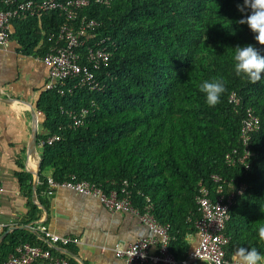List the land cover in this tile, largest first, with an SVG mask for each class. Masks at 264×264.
Returning a JSON list of instances; mask_svg holds the SVG:
<instances>
[{"label": "trees", "instance_id": "16d2710c", "mask_svg": "<svg viewBox=\"0 0 264 264\" xmlns=\"http://www.w3.org/2000/svg\"><path fill=\"white\" fill-rule=\"evenodd\" d=\"M237 5L243 0H112L107 5L90 0L76 11L77 19L97 21L80 51L84 53L94 38L105 39L111 53L107 66L93 70L102 88L90 90L78 86V78H68L41 94L37 109L46 132L35 140V197L33 175L19 165L16 177L25 190L26 212L18 222L4 226L0 235L14 224L30 229L6 234L0 242V264L25 243L76 264L73 243L51 242L35 229L47 220L42 218L49 207L44 196L48 173L60 181L74 174L104 192L125 187L138 207L149 199L157 221L168 227L169 252L187 261L191 249L186 238L197 235L195 222L201 217L196 202L199 183L212 193L220 183L213 182L214 174L233 181L232 188L244 183L246 189L233 198L224 224L229 239L225 258L231 260L239 247H256L264 255V241L255 231L264 223V73L253 84L236 76L232 60L238 45L251 44L261 56L264 45L247 24L238 23L250 10L242 13ZM5 8L0 0V9ZM64 22L65 14L51 9L40 18L24 13L10 25L24 52L41 41L42 54L48 37L56 36ZM213 77L223 78L226 91L210 107L198 85ZM231 93L237 103L229 101ZM248 107L259 119V128L250 134L249 166H228L225 155L241 145ZM81 109L87 112L75 127L69 112ZM53 134L60 140L49 145L46 139ZM223 188L231 189L227 183ZM189 263L210 264L199 259Z\"/></svg>", "mask_w": 264, "mask_h": 264}, {"label": "built area", "instance_id": "2783aa9c", "mask_svg": "<svg viewBox=\"0 0 264 264\" xmlns=\"http://www.w3.org/2000/svg\"><path fill=\"white\" fill-rule=\"evenodd\" d=\"M96 3L109 4L112 0H94ZM7 6L0 9V46H6L10 41V22L24 13L37 14L40 18L43 12L51 9H60L65 14V22L60 26L58 34L48 37L50 43L44 53L39 57L48 69V82L46 89L50 90L57 84H63L68 78H78V86H86L90 90L102 88L95 78L93 70L99 69L100 65L107 66L111 53L104 45L105 39H94L86 51L80 49L85 45L84 37L90 35L97 25L95 19L82 16L76 17V11L87 6L90 0H1ZM89 33V34H88ZM54 38L53 42L52 39ZM84 60V61H83ZM229 101L237 103L234 93L229 96ZM86 109L79 112H69L75 127L83 123ZM259 128V119L253 108L245 109V117L240 129V142L238 148H233L225 155L228 166L237 162L246 168L249 166L251 155L250 134ZM60 140V135L53 134L47 137L46 143L51 145ZM43 143V141H42ZM213 182L219 183L212 193L210 188L199 183V193L196 197L201 217L196 220L197 244L188 252L187 260L176 258L168 250V227L157 221L152 213V205L149 199L142 207L135 206L129 199L130 192L121 187L119 190L104 192L95 183L87 180H79L71 174L67 180H56L47 177L46 194L52 195L54 190L64 187L84 195L96 197L99 202L109 211L126 212L136 216L149 230V236L138 238L135 242L116 245L115 256L122 264H190L189 261L199 259L210 264H232V260L225 258L224 247L229 242L223 233V228L228 219L229 207L235 195L246 189L244 183H239L232 188L233 181L221 179L218 175H211ZM231 187L224 191L223 184ZM119 191V192H118ZM3 186L0 183V198ZM5 224L0 220V233ZM35 229L48 238L51 242L60 245L77 243L75 237L61 236L48 231L44 226L38 225ZM16 254H11L4 264H72L69 260L53 255L51 251L33 246L28 243L15 249Z\"/></svg>", "mask_w": 264, "mask_h": 264}, {"label": "crops", "instance_id": "0c3cea01", "mask_svg": "<svg viewBox=\"0 0 264 264\" xmlns=\"http://www.w3.org/2000/svg\"><path fill=\"white\" fill-rule=\"evenodd\" d=\"M9 28L10 41L0 46V220L5 226L18 222L26 212L25 190L16 173L19 165L31 174L34 171L32 151L37 152L36 135L46 132L37 103L48 90V69L39 58L43 53H38L41 41L29 53L24 52L11 25ZM32 183L34 187V176ZM44 196L49 207L42 220H47L35 227L42 225L58 235L77 238L78 242L72 244L76 264H122L115 256V246H126L150 235L136 216L109 211L96 197L64 187ZM186 239L190 249L198 242L197 235Z\"/></svg>", "mask_w": 264, "mask_h": 264}, {"label": "clouds", "instance_id": "9594fccd", "mask_svg": "<svg viewBox=\"0 0 264 264\" xmlns=\"http://www.w3.org/2000/svg\"><path fill=\"white\" fill-rule=\"evenodd\" d=\"M237 7L242 13H245L246 9L250 10V14H246L238 23L247 24L254 33V39L260 45H264V0H243V5ZM232 60L236 76L247 78L253 84L261 80V73H264V56H261L253 45L236 46L233 49ZM198 88L205 95L206 103L210 107L216 106L226 91L222 77L204 80ZM255 231L258 232L259 239L264 241V223L257 224ZM231 260L232 264H264V255L256 247H239Z\"/></svg>", "mask_w": 264, "mask_h": 264}, {"label": "water", "instance_id": "95a60500", "mask_svg": "<svg viewBox=\"0 0 264 264\" xmlns=\"http://www.w3.org/2000/svg\"><path fill=\"white\" fill-rule=\"evenodd\" d=\"M35 128V127H34ZM34 132V129L33 131ZM32 156H33V169L34 171L32 172L33 176H34V189L37 185V181H38V174H37V171H38V156H37V153L36 151H32ZM30 229L29 225H14V226H11L9 227L8 229H6V231H4L1 235H0V242L1 240L6 236L7 233H9L10 231L12 230H15V229Z\"/></svg>", "mask_w": 264, "mask_h": 264}]
</instances>
